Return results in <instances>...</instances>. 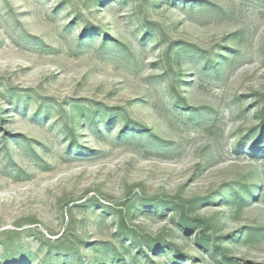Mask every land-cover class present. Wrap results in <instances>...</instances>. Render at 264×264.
Returning a JSON list of instances; mask_svg holds the SVG:
<instances>
[{
  "label": "rangeland",
  "instance_id": "1",
  "mask_svg": "<svg viewBox=\"0 0 264 264\" xmlns=\"http://www.w3.org/2000/svg\"><path fill=\"white\" fill-rule=\"evenodd\" d=\"M263 105L264 0H0V264H264Z\"/></svg>",
  "mask_w": 264,
  "mask_h": 264
},
{
  "label": "trees",
  "instance_id": "2",
  "mask_svg": "<svg viewBox=\"0 0 264 264\" xmlns=\"http://www.w3.org/2000/svg\"><path fill=\"white\" fill-rule=\"evenodd\" d=\"M101 2V1H100ZM147 36V33H145L143 35V37L145 38ZM183 48L174 50L173 47L169 48L166 51V58L169 59L171 57H173V61L177 60L178 58L181 57L182 51L185 50ZM173 53V56H171ZM170 60V59H169ZM181 80V79H180ZM185 82V81H182ZM168 92H169V97L171 99V103L174 108H183L184 110H190L189 105L187 104L186 98H183L181 96V94H176L174 93L170 87H168ZM194 108H191L190 111H193ZM257 116L259 118V123L258 126L256 127V130L253 132V130L244 138L240 139L238 141V143L235 146V150L239 151V150H244V149H249V151L254 152L256 155H258L259 153H263L264 154V105L263 107H261V109L259 110V113H257ZM90 120V124L89 125H93L95 122V119H89ZM99 120H96V122H98ZM82 123H74L71 128V135L73 137L77 136V129L80 127ZM253 133V134H252ZM252 134V135H251ZM251 138V139H249ZM248 139V140H247ZM77 142H75L76 144ZM71 145V143H70ZM257 187V186H256ZM236 190H233L231 193H229V196L226 198V202H228L231 205H235V207L237 209H240L241 206H243L246 203V198L245 195L247 194L248 196H252L255 194V192L258 190V188L252 189L250 188L249 184L246 183L244 185H236ZM233 189H235L233 187ZM180 219L179 222L181 224V230L185 231L188 230L189 228L194 226V222H196L194 218H189L187 215V210L184 208H181L180 211ZM201 224V226L203 227V231L201 233L198 234L197 236V246H206V249H209V246H213L214 252H219V247H215V239H208L206 236V231L208 230H215L216 229V223L215 220L210 222L208 219H203L200 220L199 222ZM253 231L248 232V234H251ZM256 233H260V229L255 231ZM255 232H253L251 235L255 234ZM211 243H214L212 245H210ZM177 256H178V251H175ZM221 259L223 264H238L237 261L229 256L226 252V249L224 251H222L221 254ZM256 264V263H255Z\"/></svg>",
  "mask_w": 264,
  "mask_h": 264
}]
</instances>
